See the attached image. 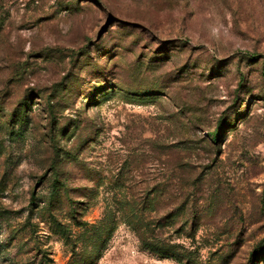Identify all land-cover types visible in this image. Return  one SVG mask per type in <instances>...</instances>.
I'll list each match as a JSON object with an SVG mask.
<instances>
[{
    "label": "rangeland",
    "instance_id": "rangeland-1",
    "mask_svg": "<svg viewBox=\"0 0 264 264\" xmlns=\"http://www.w3.org/2000/svg\"><path fill=\"white\" fill-rule=\"evenodd\" d=\"M86 250L264 264V0H0V264Z\"/></svg>",
    "mask_w": 264,
    "mask_h": 264
},
{
    "label": "trees",
    "instance_id": "trees-1",
    "mask_svg": "<svg viewBox=\"0 0 264 264\" xmlns=\"http://www.w3.org/2000/svg\"><path fill=\"white\" fill-rule=\"evenodd\" d=\"M31 196H32V198L34 197V191L33 190H32ZM132 217H134V216H132ZM72 219L78 221V218H76V216L74 214L72 216ZM136 219H138V218L136 217ZM83 224H86V223H83ZM98 237H100V236H98ZM82 254H83V256H81L78 253H72V257L70 258V260L68 261L67 264H91L92 259L94 257L89 252H87V250L84 251Z\"/></svg>",
    "mask_w": 264,
    "mask_h": 264
}]
</instances>
